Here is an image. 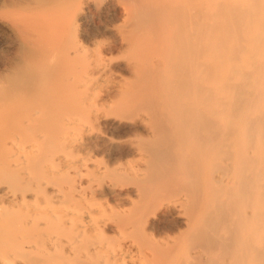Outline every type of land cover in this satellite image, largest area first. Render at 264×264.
<instances>
[{"label":"bare ground","instance_id":"1","mask_svg":"<svg viewBox=\"0 0 264 264\" xmlns=\"http://www.w3.org/2000/svg\"><path fill=\"white\" fill-rule=\"evenodd\" d=\"M0 11V264H264V0Z\"/></svg>","mask_w":264,"mask_h":264},{"label":"rangeland","instance_id":"2","mask_svg":"<svg viewBox=\"0 0 264 264\" xmlns=\"http://www.w3.org/2000/svg\"><path fill=\"white\" fill-rule=\"evenodd\" d=\"M111 18H113L112 21H115L117 24L121 23V16L119 14L116 13L115 15H112ZM3 22L2 11H0V66L3 64L5 54L11 49L9 45L11 33L6 27H4Z\"/></svg>","mask_w":264,"mask_h":264}]
</instances>
